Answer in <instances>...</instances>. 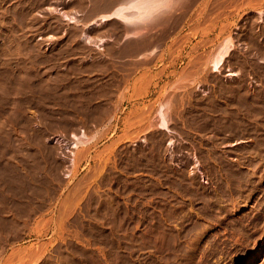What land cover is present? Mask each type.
I'll use <instances>...</instances> for the list:
<instances>
[{
  "label": "rangeland",
  "instance_id": "374dc122",
  "mask_svg": "<svg viewBox=\"0 0 264 264\" xmlns=\"http://www.w3.org/2000/svg\"><path fill=\"white\" fill-rule=\"evenodd\" d=\"M93 2L0 0V264H264V0Z\"/></svg>",
  "mask_w": 264,
  "mask_h": 264
},
{
  "label": "crops",
  "instance_id": "0c3cea01",
  "mask_svg": "<svg viewBox=\"0 0 264 264\" xmlns=\"http://www.w3.org/2000/svg\"><path fill=\"white\" fill-rule=\"evenodd\" d=\"M114 1V2H113ZM127 1V3L129 4L130 2H128V0H126ZM126 1H124V0H101V3H100V6L98 7V13H97V15L95 16V19H96V23H99V22H102V21H105V20H112V19H117V20H119L121 23H122V28H121V30H120V33H121V40H119V42H124L125 40H127V39H129V38H131L132 39V41H133V43L137 46V50L138 51H143V52H151V51H155L156 49H157V45H158V40H157V34L155 33V30H153L154 28H155V25H156V23H155V21L154 20H157V16H159V19L161 18V16L163 17V15H164V11H166V13H170L175 7H176V4H177V2L175 1V0H171L172 1V3L170 2V4L172 5H168V7H169V9H172V10H168V8L167 9H165V8H163L162 10H163V12H162V10H157V7H156V9L155 10H157L158 12H160V13H158L157 11V13H155V11L153 10V12H154V14H153V12H152V14L153 15H151L152 17L153 16H156V14H157V16L156 17H154V18H152L151 16H149V17H151V18H149L148 17V19H150V20H147L146 22L144 21V25H146L145 27H144V25H143V22L141 23V22H139V21H136V20H134L133 21V19L132 18H129V19H126L125 21H123V20H121L120 19V17H119V15H117L116 13L117 12H119V9L121 10L122 8L124 9V11H126V12H128L131 8L129 7L130 6V4H129V8L128 7H126V5H127V3H126ZM173 1H174V3H173ZM123 2H125V4L126 5H123L122 3ZM93 0H89V6H91V5H93ZM110 3V4H109ZM113 3H114V5H113ZM121 3V4H120ZM112 4V5H111ZM121 6H119V5ZM175 4V5H174ZM111 5V6H110ZM108 6H110V7H112V8H110V7H108ZM123 6V7H122ZM125 6V7H124ZM171 6V7H170ZM106 7V8H105ZM167 7V6H166ZM105 8V9H104ZM114 8V9H113ZM160 8V7H159ZM102 9V10H101ZM115 10H118V11H115ZM168 10V11H167ZM105 11V12H104ZM109 11H111V12H109ZM115 14V15H114ZM113 15V16H112ZM117 15V17H115ZM102 17H105V19L104 20H102V21H100V19L102 18ZM110 17V18H109ZM122 18V17H121ZM123 19V18H122ZM146 19H147V17H146ZM153 20V22H152V20ZM145 20V19H144ZM127 21H129V22H134V23H131V25L129 24L128 25V23L129 22H127ZM136 21V22H135ZM141 21H143V20H141ZM151 21V23L148 25V23ZM127 23V24H126ZM136 23H140L139 24V26L142 24L143 25V27H142V25H141V28L138 26V28H137V26H136ZM135 24V25H134ZM134 25V26H133ZM149 27H148V26ZM132 26V27H131ZM151 26V27H150ZM128 27V28H127ZM136 27V31L137 32H135V28ZM132 28V29H131ZM140 31H139V30ZM141 29H143V30H141ZM101 31H104V30H100V32ZM106 31H107V29H106ZM127 31V32H126ZM132 31H134V32H132ZM131 32V33H130ZM117 36V35H116ZM110 37H112V35H108V38H110ZM101 39H103L102 37H100L99 38V40H101Z\"/></svg>",
  "mask_w": 264,
  "mask_h": 264
},
{
  "label": "bare ground",
  "instance_id": "6f19581e",
  "mask_svg": "<svg viewBox=\"0 0 264 264\" xmlns=\"http://www.w3.org/2000/svg\"><path fill=\"white\" fill-rule=\"evenodd\" d=\"M117 1V0H116ZM124 1H126V0H124ZM131 0H128V2H130ZM176 1H178V0H176ZM114 2V1H113ZM170 2L172 3V1L171 0H132L129 4H130V6H129V4L127 3V1H126V3H127V5L125 4V2H121L123 5H126V7H130L131 9L128 11V12H126V11H124V9L122 8L121 10L119 9V12H117L116 14L117 15H119V17H120V19L121 20H123V21H125L126 19H129V18H132L133 19V21L134 20H136V21H139V22H143V25H144V21L146 22L147 20H150V19H148V17L149 16H151V15H153L154 14V12H153V10L155 11V13H157L158 11L157 10H162L163 8H165V9H167L168 8V10L170 11V10H172V9H169V7H168V5H171L170 4ZM120 3V4H121ZM173 3H174V1H173ZM110 4V3H109ZM182 4V3H181ZM112 5V4H111ZM110 5V6H111ZM113 5H114V3H113ZM119 5V4H118ZM175 5V4H174ZM178 5V4H177ZM176 5V6H177ZM110 6H108V7H110ZM120 6V5H119ZM167 6V7H166ZM172 6V5H171ZM170 6V7H171ZM121 7V6H120ZM123 7V6H122ZM125 7V6H124ZM128 7V8H129ZM156 7H157V10H155L156 9ZM160 7V8H159ZM163 7V8H162ZM106 8V7H105ZM104 8V9H105ZM110 8H112V7H110ZM114 9V8H113ZM102 10V9H101ZM164 10V9H163ZM163 10H162V12H163ZM167 10V11H168ZM115 11H118V10H115ZM157 11V12H156ZM105 12V11H104ZM109 12H111V11H109ZM152 12H153V14H152ZM161 12V11H160ZM160 12H158V13H160ZM165 13H164V15L166 14V11H164ZM62 13H63V11H62ZM157 13V14H158ZM157 14H156V16H157ZM115 15V14H114ZM117 15L115 16V17H117ZM71 16V15H70ZM113 16V15H112ZM156 16H151L152 18H154V17H156ZM65 17L67 18V15H65ZM146 17H147V19H146ZM151 17H149V18H151ZM158 18H159V16H157ZM71 18H73V20H74V17H73V15H72V17ZM70 18V19H71ZM110 18V17H109ZM118 18V17H117ZM161 18H162V16H161ZM160 18V19H161ZM105 19V17H102L101 19H100V21H102V20H104ZM145 19V20H144ZM130 20V19H129ZM141 20H143V21H141ZM152 20V19H151ZM131 21V20H130ZM135 21V22H136ZM155 21V20H154ZM159 21V20H158ZM127 22H129V21H127ZM152 22H153V20H152ZM131 23H134V22H129L128 23V25L130 24L131 25ZM151 23V21L148 23V25ZM127 24V23H126ZM139 24L140 23H136V26H137V28H138V26H139ZM135 25V24H134ZM133 25V26H134ZM142 25V24H141ZM141 25L139 26L140 28H141ZM143 25H142V27H143ZM147 25V26H148ZM146 25H144V27H145ZM132 27V26H131ZM143 27V28H144ZM149 27V26H148ZM151 27V26H150ZM128 28V27H127ZM146 28V27H145ZM132 29V28H131ZM135 29V32H137L136 31V27L134 28ZM139 30V29H138ZM141 30H143V29H141ZM140 31V30H139ZM127 32V31H126ZM132 32H134V31H132ZM131 33V32H130ZM91 37V36H90ZM90 41V40H89ZM99 44V43H98ZM100 46H101V44H100ZM227 47V49H228V46H226ZM226 48H224V50H225ZM227 51H224V53H226ZM5 55V54H4ZM222 57H223V53H221L214 61H213V63H212V66L216 69V68H218L219 67V65H220V63H221V59H222ZM262 80V79H261ZM255 93V92H254ZM257 94V93H256ZM262 94V93H261ZM255 96V95H254ZM257 97V96H256ZM255 99V98H254ZM166 106H164V108H165ZM162 110H164V109H162ZM162 110H160L161 112L159 113L160 115V117H161V123L160 124H164L165 122V118H164V116H165V114L162 112ZM2 124V123H1ZM5 136V135H4ZM2 137V136H1ZM76 144L77 143H87V142H89V138H86L85 136H84V134H81V135H77L76 136ZM75 144V143H74ZM4 167V166H3ZM3 174V173H2ZM190 184V183H189ZM193 196V195H192ZM211 199V198H210ZM261 247H263V244H262V246Z\"/></svg>",
  "mask_w": 264,
  "mask_h": 264
}]
</instances>
